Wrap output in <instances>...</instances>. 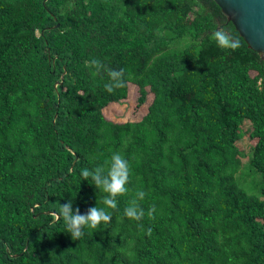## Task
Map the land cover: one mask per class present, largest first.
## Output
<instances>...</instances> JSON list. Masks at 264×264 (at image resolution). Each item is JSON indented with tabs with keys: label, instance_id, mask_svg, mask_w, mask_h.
I'll use <instances>...</instances> for the list:
<instances>
[{
	"label": "trees",
	"instance_id": "1",
	"mask_svg": "<svg viewBox=\"0 0 264 264\" xmlns=\"http://www.w3.org/2000/svg\"><path fill=\"white\" fill-rule=\"evenodd\" d=\"M131 86L142 114L112 121ZM114 152L129 191L73 240L59 207L105 208L81 170ZM0 264H264V62L213 0H0Z\"/></svg>",
	"mask_w": 264,
	"mask_h": 264
},
{
	"label": "clouds",
	"instance_id": "2",
	"mask_svg": "<svg viewBox=\"0 0 264 264\" xmlns=\"http://www.w3.org/2000/svg\"><path fill=\"white\" fill-rule=\"evenodd\" d=\"M212 38L215 40L218 47L221 49L236 50L240 47L238 38H234L227 29L221 28L213 33ZM87 66L94 67L97 72L105 66L97 59L86 61ZM109 82L105 83V90L112 93L115 89L126 87L125 70L124 69H107ZM107 170L103 166H98L93 170L82 169L81 175L84 180L91 178L94 184L100 191L107 195L103 199L105 208L91 207L86 214H81L79 208L73 210V204L69 201L66 204H61L59 212L56 214L57 219L63 218L66 223L67 231L73 240H80L84 235V229H98L101 224L111 223L113 216L107 209L117 210V197L128 193L127 185L130 182L131 165L129 161L120 153H113L110 161H106ZM146 193L139 190L130 200L129 205L124 209V215L130 219L140 221L145 216V211L140 207L139 201L144 200ZM156 206L152 205L147 215L150 219L155 218ZM141 227H143L141 225ZM152 233L151 227L147 229V234Z\"/></svg>",
	"mask_w": 264,
	"mask_h": 264
},
{
	"label": "water",
	"instance_id": "3",
	"mask_svg": "<svg viewBox=\"0 0 264 264\" xmlns=\"http://www.w3.org/2000/svg\"><path fill=\"white\" fill-rule=\"evenodd\" d=\"M244 46L264 62V0H213Z\"/></svg>",
	"mask_w": 264,
	"mask_h": 264
},
{
	"label": "rangeland",
	"instance_id": "4",
	"mask_svg": "<svg viewBox=\"0 0 264 264\" xmlns=\"http://www.w3.org/2000/svg\"><path fill=\"white\" fill-rule=\"evenodd\" d=\"M136 89L132 86L130 87V94L128 96V99L121 104L118 105H112L110 108L105 110V115H107L112 121L115 122H126L127 120L131 119L132 115H141L143 106L138 111L135 110L136 105ZM244 142V141H243ZM242 148L244 151H247V147L245 144H242ZM246 158L244 159V161Z\"/></svg>",
	"mask_w": 264,
	"mask_h": 264
}]
</instances>
